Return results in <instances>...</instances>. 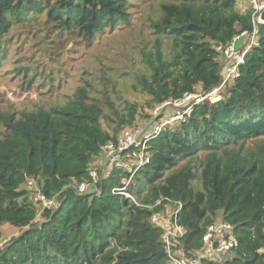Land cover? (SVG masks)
I'll use <instances>...</instances> for the list:
<instances>
[{
    "label": "trees",
    "instance_id": "trees-1",
    "mask_svg": "<svg viewBox=\"0 0 264 264\" xmlns=\"http://www.w3.org/2000/svg\"><path fill=\"white\" fill-rule=\"evenodd\" d=\"M239 1L0 0V65L17 26L42 30L46 45L67 39L89 45L128 26L138 3H150L145 26L153 41L141 51L131 87L147 96L150 108L197 87L209 93L222 83L214 47L253 30L249 4L241 12ZM261 20L256 45L219 100L194 105L184 122L151 141L150 163L127 188L140 206L111 194L124 178L120 172L101 183L99 195L70 187L88 179V165L104 144L138 123L140 104L114 106L106 90L84 81L62 105L17 116L0 112V228L23 229L0 248V264H169L161 229L150 220L163 208L151 207L161 199L182 204L177 220L185 235L178 249L186 256L202 248L206 227L220 219L232 226L238 246L224 261L201 264H264V9ZM16 70L26 90L54 79L29 66ZM103 73V85L113 86ZM42 75L44 83L36 84ZM27 180L57 201L56 208L42 209L40 223L22 189Z\"/></svg>",
    "mask_w": 264,
    "mask_h": 264
},
{
    "label": "rangeland",
    "instance_id": "rangeland-1",
    "mask_svg": "<svg viewBox=\"0 0 264 264\" xmlns=\"http://www.w3.org/2000/svg\"><path fill=\"white\" fill-rule=\"evenodd\" d=\"M150 7V3H138V6L131 8L132 19L128 26L120 27L112 32L107 31L96 37L89 45L70 39L63 40L60 45L53 43L46 45L40 42L42 30L37 32L35 29L29 30V27L17 26L9 34L10 41L5 43L6 60L0 65V112L15 113L17 116L21 112L33 111L40 107L50 108L62 105L67 96L72 95L80 85L84 86V81H88L94 91L106 90L114 106L121 105L123 101L140 104L142 112L138 117V123L150 122L153 119L151 116L153 107L150 108L144 104L147 100L146 95L131 87L132 76L136 69L142 68L141 51L148 50L153 41V37L145 26ZM24 66L36 68L40 74L48 73L54 79L48 81L50 77L42 75L38 77L36 84L44 83L45 76L47 82L43 86L36 89L34 81L32 87L26 90L21 86V74L16 72V68ZM107 67L111 70H107ZM104 71L107 72L108 77L110 76L109 78L115 80L113 86L103 85L106 78ZM221 75L224 77V74ZM222 91L223 87L214 89L208 100L211 102L219 100ZM96 92L93 93L94 97H98ZM203 94L197 87L196 95L203 96ZM182 111L184 108L180 110ZM103 126L105 127L104 124ZM3 132L4 128L0 125V135ZM100 163L103 162L100 161ZM28 181L22 189L27 193L26 201L30 202L37 185L34 189H30ZM34 207L37 211L34 220L40 223L42 207L36 203ZM56 207L57 201L52 208ZM0 230L2 233L0 248L23 231L7 224ZM232 255L233 252H229L226 259Z\"/></svg>",
    "mask_w": 264,
    "mask_h": 264
},
{
    "label": "built area",
    "instance_id": "built-area-1",
    "mask_svg": "<svg viewBox=\"0 0 264 264\" xmlns=\"http://www.w3.org/2000/svg\"><path fill=\"white\" fill-rule=\"evenodd\" d=\"M246 1L251 9L252 32H242L229 43L214 47L222 61L221 74H224V77H222V83L219 86L221 88L229 80L237 77V67L244 63L245 56L256 45V29L258 24L262 23L261 13L264 9V0ZM239 39H243V42L238 46L236 41ZM210 93H204L203 96L196 95V93L186 94L178 101H165L154 106L151 111L153 119L150 122L138 123L122 129L114 141H108L101 147L97 158L88 165V179L79 183L73 181L70 187L80 195L90 193L99 195L101 183L120 172L124 178L120 186L111 189V194L122 195L138 206L135 196L128 192L127 188L138 171L150 163L148 148L151 141L167 128L184 122L185 118L190 115L191 108L208 99ZM182 108L184 111L180 112ZM27 184L30 189L36 187L33 180H29ZM32 195V201L39 204L42 209L52 208L56 203L55 198L46 199L37 187ZM162 205L163 208L153 213L150 220L153 225L161 229V240L169 264H201L203 260L220 262L226 259L229 252L237 248L238 242L232 233V226L219 219L206 227L202 248L186 256L178 249V243L185 235L184 228L177 220L182 204L179 201L161 199L151 207Z\"/></svg>",
    "mask_w": 264,
    "mask_h": 264
},
{
    "label": "crops",
    "instance_id": "crops-1",
    "mask_svg": "<svg viewBox=\"0 0 264 264\" xmlns=\"http://www.w3.org/2000/svg\"><path fill=\"white\" fill-rule=\"evenodd\" d=\"M242 1V2H240ZM237 2V7L241 12H244L246 9H248V4L246 0H240ZM243 42V39H239L236 41V44L239 46ZM199 88V87H198Z\"/></svg>",
    "mask_w": 264,
    "mask_h": 264
}]
</instances>
